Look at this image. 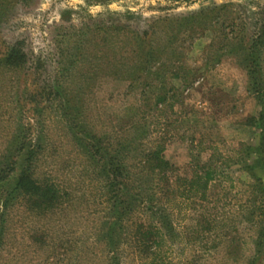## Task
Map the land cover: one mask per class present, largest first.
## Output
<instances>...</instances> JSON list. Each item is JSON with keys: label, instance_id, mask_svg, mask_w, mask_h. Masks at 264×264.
I'll list each match as a JSON object with an SVG mask.
<instances>
[{"label": "rangeland", "instance_id": "374dc122", "mask_svg": "<svg viewBox=\"0 0 264 264\" xmlns=\"http://www.w3.org/2000/svg\"><path fill=\"white\" fill-rule=\"evenodd\" d=\"M201 11L218 21L130 86L126 30ZM263 23L264 0H0V264H264L263 127L250 119L263 106L241 59ZM12 48L18 66L3 60ZM157 144L162 173L141 160ZM29 148L50 206L16 187ZM206 167L205 196L189 197Z\"/></svg>", "mask_w": 264, "mask_h": 264}, {"label": "trees", "instance_id": "16d2710c", "mask_svg": "<svg viewBox=\"0 0 264 264\" xmlns=\"http://www.w3.org/2000/svg\"><path fill=\"white\" fill-rule=\"evenodd\" d=\"M225 5L224 7H226ZM223 7V8H224ZM199 14H203V19H200L197 13H190L188 15H178V16H165L154 20L148 28L144 29L141 32L132 31L130 29L126 30V38L129 42L130 48L127 50V54L124 55V71L128 75V79L130 80V86L135 84H139L141 82L149 83L148 79L151 74H154L153 68L155 69L156 65L163 66L156 68L155 72L158 70H162L164 67L173 66L175 63H178V55L180 51L177 50V42L183 34L197 30V27H200V30L207 28V26H213L218 20V16L211 13H206V11H201ZM243 23V22H242ZM108 31L112 30L111 27H107ZM122 29V28H119ZM124 34V35H125ZM191 34V33H190ZM191 34V35H193ZM190 36V35H189ZM225 36H227L225 34ZM229 42V41H228ZM230 43V42H229ZM232 47V46H231ZM250 51L248 54H244L241 59L248 60L251 64L250 69L244 67L248 74V89L251 92H254L258 103H260L263 107L259 113V116H251L250 119L256 124L259 122L262 125V147L264 145V72L261 67V51L264 50V23L259 28V32H257L256 39L252 40V47H250ZM239 51V50H238ZM18 50L16 48H12L10 53L7 54L6 57L3 58L6 64L16 66L20 65V61L22 60V56L18 54ZM259 52V54H258ZM234 55L235 51L232 52ZM123 62V61H122ZM161 73H165L162 71ZM164 84V80H160V84ZM144 89H142V94H146L145 84ZM150 85V83L148 84ZM263 85V86H262ZM147 87V86H146ZM167 91L160 94L157 98L158 102H163L167 97ZM121 150H124L125 143L121 144ZM27 162L22 164V169L20 171V175L17 178L16 187L20 190V192L26 195L34 205L37 207L50 206L55 199V189L52 185L46 183H39L34 176V169L32 161L35 159V150L27 149ZM143 157V159H142ZM141 160H144L148 163L149 168L152 171H158L160 173L166 172L170 168V162L165 158L164 155V146L157 144L154 150L150 152L143 153ZM118 164L116 167L108 169V173H112L117 177V175H122L123 166L120 165L119 159L117 160ZM214 161V152L210 154L208 158V162L211 163ZM205 167V166H204ZM203 168V167H202ZM107 171V167L104 168ZM215 177V173L211 167H206L202 171H197L194 177L186 180L188 184L187 195L189 197L193 196H205L206 191L209 186V182L213 180ZM116 180V178L114 179ZM116 184H119L117 181ZM262 191V199L263 204L260 208L259 217H260V225H259V234L260 236L264 233V189L262 187L259 188ZM118 198L120 200V196L118 193ZM116 199L112 206V210L116 212L117 216L124 215L128 208H123V210L119 209V204H123L124 201H119ZM119 201V202H118ZM107 237L110 241H112L113 236L111 234V229L108 231Z\"/></svg>", "mask_w": 264, "mask_h": 264}]
</instances>
